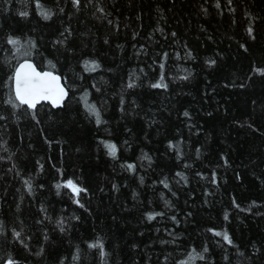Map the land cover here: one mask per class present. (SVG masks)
Listing matches in <instances>:
<instances>
[{
  "label": "trees",
  "instance_id": "16d2710c",
  "mask_svg": "<svg viewBox=\"0 0 264 264\" xmlns=\"http://www.w3.org/2000/svg\"><path fill=\"white\" fill-rule=\"evenodd\" d=\"M10 1L3 0L6 8ZM18 1L23 10L41 21L71 23L79 32L87 29L94 33L118 52L125 50L146 60L156 73L150 86L159 82L165 72L180 83L154 88L152 98L131 92L138 110L128 105V114L117 108L105 113L95 100L70 90L60 108L46 107L40 116L38 140L45 150L53 147L59 155L67 153L74 177L86 190L83 208L101 223L85 237L71 242L56 238L44 227L33 231L28 225L24 232L20 231L9 222L1 206L10 181L0 182V240L12 235L14 246L24 252L27 264L142 263L147 258L161 198L168 188V176L175 173L183 159L186 139L203 136L202 149L198 151L201 155L208 152L207 159L218 152L217 157L197 174L192 197L172 220L153 262L214 264L212 260L221 259L223 264H264V0L221 1L214 15L200 14L196 8L198 20L189 24L169 5L172 15L166 16L160 32L149 30L142 20L146 12V20L151 22L152 2L156 0H147L146 6L135 0L130 10L121 0H80L78 6L72 0ZM186 1L195 8L194 0ZM43 13L50 18L45 19ZM90 23L93 28H84ZM2 30L1 38L12 52H0V83L3 100L13 111L19 106L13 107L18 102L10 77L22 57L33 58L47 69H56L61 61L63 67L69 66L84 80L94 79L111 89L119 88L116 81L107 82L113 66L99 65L95 71L88 70L85 62H95L88 49L70 58L57 47L58 41L42 44L29 26ZM9 37L19 43L8 44ZM234 100H238L235 107ZM118 101L116 107L121 105ZM86 103L95 105L101 123H96ZM29 112L35 118L33 109ZM209 139L212 143L208 148ZM29 143L20 148L18 144L0 143V166L12 168L22 156L31 157ZM106 144L115 145V157L109 154ZM129 164L134 168L129 169ZM248 170L252 175L246 180L247 176H243ZM59 174H47L46 185L53 194L61 192L63 186ZM30 201L34 205L48 202L46 196L39 199L32 195ZM92 205L98 207L97 211ZM150 214L155 219L148 220ZM106 224L118 227L115 242H123V251L116 253L101 244ZM15 232L20 236L16 237ZM216 232L226 233L231 243ZM208 235L221 244V251L207 245ZM90 244L102 247H89ZM227 252L233 253L232 260L226 261Z\"/></svg>",
  "mask_w": 264,
  "mask_h": 264
},
{
  "label": "rangeland",
  "instance_id": "374dc122",
  "mask_svg": "<svg viewBox=\"0 0 264 264\" xmlns=\"http://www.w3.org/2000/svg\"><path fill=\"white\" fill-rule=\"evenodd\" d=\"M121 1L123 4H126V9L128 10L135 4V0ZM221 1L227 2V0H194V8L186 0H156L155 4L152 2L153 16L150 20L151 22L149 23V20H146V12L142 20L148 24L149 30L160 32L166 23V16L172 15V9L169 8V5L173 6L172 8L184 17L186 24H189L198 20L196 8L200 14L206 15L210 13V15H214L213 13L219 10ZM141 2L142 6L148 4L147 0H141ZM20 4L18 0H11L9 6L6 8L3 0H0L1 53L10 54L12 52L4 39L1 38L3 35L2 28L29 26L42 44H49V41L52 40L58 41L59 46H55L60 47L70 58H75L78 53L88 49L91 53V59L96 64L114 67L113 74L111 72L107 76V82L116 81L119 85L118 89H111L110 85H102L94 79L84 80L69 66L63 67L61 61L57 66V72L61 75L65 87L72 92L80 93L95 100L101 111L112 113L117 108L118 111L127 113L128 105L134 110H138V107L133 104L135 101L133 93H142L143 95H147L148 98L155 96H152V94L156 89L150 86V82L155 79L156 73L154 67L146 60H142L125 50L118 52L108 47L106 42L98 38L94 33L89 32L87 29L79 32L74 29L76 27L72 26L71 23L56 20L41 21L32 12L23 10ZM21 12H26L28 15L21 16ZM93 25V23H90L84 28H93ZM173 29L174 31L176 30L175 26ZM176 34L178 33L176 32ZM15 51L18 52V55H21L19 49ZM162 76L163 83L169 87H174L180 83V80L169 72H165ZM129 83H132L134 87L129 88ZM2 90L0 83V117H3L0 119V143H3L5 146H15L18 144L17 146L20 148V145L30 142L28 146H30V150L32 151L31 157L22 156L12 168L0 166V182L3 184L10 181V186L1 200V206L9 215V222L23 232L28 228V225L30 226L29 229L32 227L33 231H42L44 227L49 231V234H52L56 238H65L68 242L78 240L83 236L85 237V235H88L93 230L94 225H100L101 221L96 215H88L83 208L87 194L81 191L79 195H76L70 187L66 186L68 181H72L79 188L82 186L79 185L77 178L74 177L75 175L70 169L71 164L69 163L67 153L61 152L62 154L59 155L60 152L53 147L45 150L43 145H41V141L38 140V127L41 126L40 116L46 108L45 104H37L34 111L35 118H33L25 106L18 107L16 111L9 108L3 100ZM119 96L123 97L119 99ZM117 99L119 103L121 102V105L118 104L116 107ZM232 105L234 107L238 105V100H234V104ZM243 111V103L240 100V114ZM45 126L43 125L42 127L45 128ZM210 139L208 140V148L212 143H210ZM201 142H203V136H200L198 140L197 138L186 139L183 147V159L175 173L172 172L168 176V188L161 198L158 212L161 215H157L155 219L152 238L149 249L146 252L147 258L142 263L137 264H155L153 257L164 235L167 234L173 217L185 209L192 197V193L198 182L197 174L204 167H210L217 157L218 152H215L210 159H207L209 157L208 152L201 155L200 151H198V148H201ZM212 148L213 146L210 149ZM212 152L214 153V151ZM58 164L59 168L57 167ZM53 172H60L59 175L63 179V186L61 187V192L58 194L51 193L46 185L48 180L47 174ZM176 173H180L181 175H177ZM251 175V171L248 170L243 177L247 176L246 180H249ZM238 180L242 181V177ZM25 181L31 184V191L28 190ZM31 195L39 199L46 196L48 202L47 204L42 202V204L34 205L30 201ZM76 201H79V203ZM92 206L93 210L96 208L97 211L98 207ZM103 228L106 232V237L100 238L103 247L112 249L116 253L123 251V242L119 241L120 244L115 242L117 241L115 238H119L116 235L119 234L118 227L106 224ZM12 240V235H9L7 239L0 240V264H7L9 259L13 260L15 264H27L24 252L19 247L14 246ZM14 242L17 245L19 244L17 241ZM207 245L216 252L222 250L221 244L209 235L207 236ZM233 256V253L227 252L226 261L232 260ZM223 261L221 259H214L212 263L223 264Z\"/></svg>",
  "mask_w": 264,
  "mask_h": 264
},
{
  "label": "snow or ice",
  "instance_id": "6c2138e0",
  "mask_svg": "<svg viewBox=\"0 0 264 264\" xmlns=\"http://www.w3.org/2000/svg\"><path fill=\"white\" fill-rule=\"evenodd\" d=\"M74 6H78L80 3V0H72ZM219 6V5H217ZM21 16H27L28 14L26 12H21ZM44 18L48 19L49 14L43 13ZM249 34H251L252 29H249ZM8 44L10 45H17L19 41L15 38L9 37L8 38ZM167 55V54H165ZM210 64H214L215 61H210ZM86 67H88L89 71H95L99 65L95 62H85ZM163 67V65H161ZM259 71V70H258ZM261 74H264V71H261ZM183 79H187V77H182ZM10 79L13 82V92L15 96V100L18 101L17 104H13V107L17 106H27L28 109H36L37 104H39L41 101H49L53 104V106H60L67 96V91L63 86L60 84V77L54 75L50 71L40 72L37 71L33 64L25 62L23 64H20L10 77ZM129 88L134 87L132 83H129ZM153 88H166L167 85L163 83V76H161V80L157 83H154L151 85ZM11 102V101H10ZM86 107L88 112L91 115H94L96 117V123H101L100 120V113L98 109L95 107V105H87ZM185 116H188V113H184ZM3 117H0L2 119ZM105 147L108 149L109 154L113 157L116 155V147L113 144H106ZM129 169H133L134 165L129 164ZM177 175H181L180 173H177ZM184 178V177H182ZM26 185L28 186V190L31 191V184L28 181H25ZM67 187H70L72 191L79 195L81 191H86L85 189H81L73 184L72 181L67 182ZM57 187H60L57 185ZM165 187H167V184L165 183ZM79 203V201H76ZM82 206V205H81ZM156 215H161V213H157ZM148 220L155 219L154 215H149ZM227 215H225V219H227ZM175 219V217H173ZM63 230V229H62ZM14 235L16 237L20 236L19 232H15ZM215 235L220 236L223 235V239L227 241L229 244L231 243V239L226 233H220L216 232ZM89 247H102L100 244H90ZM204 251H207V248L204 249ZM200 259H203V256L199 257ZM7 264H15V262L11 259L8 260Z\"/></svg>",
  "mask_w": 264,
  "mask_h": 264
},
{
  "label": "water",
  "instance_id": "95a60500",
  "mask_svg": "<svg viewBox=\"0 0 264 264\" xmlns=\"http://www.w3.org/2000/svg\"><path fill=\"white\" fill-rule=\"evenodd\" d=\"M25 62H28V63L33 64L37 71H40V72L50 71V72H52L54 75L60 77L58 73H56V72H54V71H52V70H48V69H38V68L36 67L34 61H33L32 59H29V58H23V59H20V60L16 63V65H15L13 71H12V74L14 73L15 69H16L20 64H23V63H25ZM11 76H12V75H11ZM60 84H61V86L64 87V85L61 83V79H60ZM11 88H12V92H13V82H12V80H11ZM64 88H65V87H64ZM65 90H66V88H65ZM13 95H14V92H13ZM14 97H15V96H14ZM41 102L49 103V104H50L52 107H54V108H58V107H60V106L62 105V104H61L60 106H53V104H52L51 102H49V101H41Z\"/></svg>",
  "mask_w": 264,
  "mask_h": 264
},
{
  "label": "flooded vegetation",
  "instance_id": "af4514ba",
  "mask_svg": "<svg viewBox=\"0 0 264 264\" xmlns=\"http://www.w3.org/2000/svg\"><path fill=\"white\" fill-rule=\"evenodd\" d=\"M23 58H27V57H22V58H19L18 60H17V62L20 60V59H23ZM29 59H32L33 61H34V63H35V65H36V67L38 68V69H47V68H42V65H38V64H36V62H35V59H33V58H29ZM16 62V63H17ZM16 65V64H15ZM15 65H14V67H15ZM14 67H13V69H14ZM48 70H52V71H54V72H56V73H58L59 74V72H57V68L56 69H48ZM13 71V70H12ZM11 75H12V73H11ZM59 76H60V79H61V83L64 85V83L62 82V78H61V75L59 74ZM64 87H65V85H64ZM66 88V87H65ZM11 90H12V88H11ZM66 91H67V93H69V90H68V88H66ZM13 93V92H12ZM68 95V94H67ZM14 96V95H13ZM67 97V96H66ZM65 97V98H66ZM15 98V97H14ZM64 101H65V99L63 100V102H62V104L64 103ZM18 102V101H17ZM40 103H44L45 104V107H48V108H50V109H55L54 107H52L49 103H46V102H40ZM62 106V105H61ZM60 106V107H61ZM20 107V106H19ZM26 108H27V106H25ZM60 107H58V108H60ZM28 109V108H27ZM28 111H30V109H28ZM35 111V109L33 110V112Z\"/></svg>",
  "mask_w": 264,
  "mask_h": 264
}]
</instances>
